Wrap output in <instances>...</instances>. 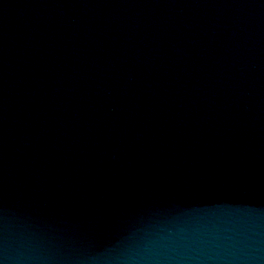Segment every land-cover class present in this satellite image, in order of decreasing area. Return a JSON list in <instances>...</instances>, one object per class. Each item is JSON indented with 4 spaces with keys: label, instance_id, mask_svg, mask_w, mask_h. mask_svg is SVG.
Masks as SVG:
<instances>
[{
    "label": "water",
    "instance_id": "water-1",
    "mask_svg": "<svg viewBox=\"0 0 264 264\" xmlns=\"http://www.w3.org/2000/svg\"><path fill=\"white\" fill-rule=\"evenodd\" d=\"M0 264H264V0H0Z\"/></svg>",
    "mask_w": 264,
    "mask_h": 264
}]
</instances>
